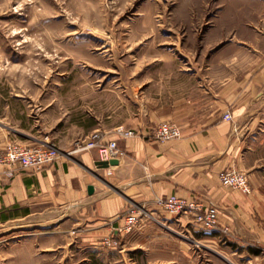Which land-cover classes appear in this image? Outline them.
Masks as SVG:
<instances>
[{
	"label": "rangeland",
	"instance_id": "obj_1",
	"mask_svg": "<svg viewBox=\"0 0 264 264\" xmlns=\"http://www.w3.org/2000/svg\"><path fill=\"white\" fill-rule=\"evenodd\" d=\"M263 23L264 0H0V131L19 128L55 148L117 131L138 113L143 85L168 83L183 54L211 50L218 37L227 43L238 29L250 38ZM257 134L264 144V124ZM134 206L141 213L130 230L122 221L119 236L96 238L74 211L2 217L0 264H169L155 236L141 233L143 224H167ZM188 244L192 264H230L218 247Z\"/></svg>",
	"mask_w": 264,
	"mask_h": 264
},
{
	"label": "crops",
	"instance_id": "obj_2",
	"mask_svg": "<svg viewBox=\"0 0 264 264\" xmlns=\"http://www.w3.org/2000/svg\"><path fill=\"white\" fill-rule=\"evenodd\" d=\"M250 32V38H243L239 29L234 30L227 43L218 37L219 42L209 45L211 50L204 45L201 52H186V63L170 70L168 83L143 85L138 113L119 126L135 135L120 137L116 128L103 133L104 142L117 143V164L98 169L97 150L76 149L86 138L56 147L57 161L38 171H15L10 176L0 165V219L74 211L91 237L111 232L119 236L115 226L124 221L130 205H139L154 216L151 219L167 224L159 229L143 224L141 233L145 241L155 236L154 244L160 245L169 264L181 259L192 264L188 241L193 240L208 251L220 248L218 257L230 264L264 263V179L260 178L264 156L258 152L264 144L257 134L258 125L264 124V23ZM214 47L219 49L213 51ZM162 123L178 126L180 137L157 139ZM4 129L0 151L10 141L51 145L48 138L19 128ZM231 170L247 175L250 194L220 184L219 174ZM171 195L215 206L220 226L228 229L227 241L220 243L218 230H202L189 216L166 215L156 200Z\"/></svg>",
	"mask_w": 264,
	"mask_h": 264
},
{
	"label": "built area",
	"instance_id": "obj_3",
	"mask_svg": "<svg viewBox=\"0 0 264 264\" xmlns=\"http://www.w3.org/2000/svg\"><path fill=\"white\" fill-rule=\"evenodd\" d=\"M225 120H230L229 115L224 116ZM120 137L128 138L135 135L133 131L118 129ZM156 137L161 141L178 139L181 135L179 127L170 123H162L156 130ZM78 151L97 150L99 159L110 161L117 159L118 148L115 141L104 142V134L95 131L86 140L79 143L76 148ZM58 149L51 145L29 146L19 142H8L0 153V165L7 168L11 176L15 171H38L53 165L59 158ZM110 173V172H109ZM219 182L223 187L238 190L244 194H250V186L247 175L236 170L223 171L218 176ZM157 205L166 211L179 215L185 214L206 229L218 230L227 233L226 227H221L218 220V212L215 206H204L200 201H187L175 195L167 198H158ZM134 206V205H133ZM140 208L136 206L129 208L124 214V221L127 230L137 223L140 218Z\"/></svg>",
	"mask_w": 264,
	"mask_h": 264
},
{
	"label": "water",
	"instance_id": "obj_4",
	"mask_svg": "<svg viewBox=\"0 0 264 264\" xmlns=\"http://www.w3.org/2000/svg\"><path fill=\"white\" fill-rule=\"evenodd\" d=\"M115 164H117V160L116 159H113V160H110V161L98 160V161L95 162V165L97 166L98 169H107L111 165H115ZM88 192H89V194H92L93 187L90 186L88 188Z\"/></svg>",
	"mask_w": 264,
	"mask_h": 264
},
{
	"label": "trees",
	"instance_id": "obj_5",
	"mask_svg": "<svg viewBox=\"0 0 264 264\" xmlns=\"http://www.w3.org/2000/svg\"><path fill=\"white\" fill-rule=\"evenodd\" d=\"M21 128H25V129H26V128H27V126H26V125H24V124H22V125H21Z\"/></svg>",
	"mask_w": 264,
	"mask_h": 264
}]
</instances>
